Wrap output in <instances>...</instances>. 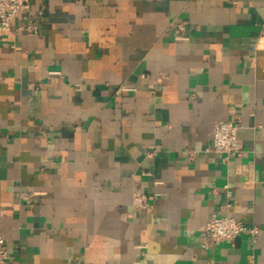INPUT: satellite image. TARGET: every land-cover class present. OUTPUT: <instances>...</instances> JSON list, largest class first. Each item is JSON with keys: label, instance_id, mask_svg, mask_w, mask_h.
I'll list each match as a JSON object with an SVG mask.
<instances>
[{"label": "crops", "instance_id": "obj_1", "mask_svg": "<svg viewBox=\"0 0 264 264\" xmlns=\"http://www.w3.org/2000/svg\"><path fill=\"white\" fill-rule=\"evenodd\" d=\"M213 213L261 233L203 248ZM0 232L9 264H264V0H32L0 30Z\"/></svg>", "mask_w": 264, "mask_h": 264}, {"label": "built area", "instance_id": "obj_2", "mask_svg": "<svg viewBox=\"0 0 264 264\" xmlns=\"http://www.w3.org/2000/svg\"><path fill=\"white\" fill-rule=\"evenodd\" d=\"M32 0H0V30H9L13 19L21 12L30 10ZM181 27V26H180ZM22 30L28 32H36L37 26H21ZM182 29V28H180ZM179 29V30H180ZM177 38H182L177 33ZM51 73L59 74L60 71H52ZM126 86H122V90H129ZM241 124L235 120H222L215 124L212 146L206 151L222 153L228 157H239L244 152V145L238 139V131ZM196 151L191 150L188 154L191 160L196 158ZM29 199V195L24 196ZM132 205L135 210H150L151 204L147 194L136 191L133 194ZM261 229L257 225H250L243 221L237 220L231 216H221L213 213L208 220L204 233L202 235V247L212 248L220 245L227 240H234L241 235H249L256 242ZM11 254L8 249L6 240L0 232V264H9Z\"/></svg>", "mask_w": 264, "mask_h": 264}]
</instances>
